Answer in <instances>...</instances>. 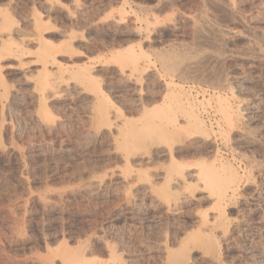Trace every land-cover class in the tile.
I'll return each mask as SVG.
<instances>
[{
    "label": "rangeland",
    "instance_id": "rangeland-1",
    "mask_svg": "<svg viewBox=\"0 0 264 264\" xmlns=\"http://www.w3.org/2000/svg\"><path fill=\"white\" fill-rule=\"evenodd\" d=\"M175 1L0 0V16L8 13L20 28V36L35 38L27 46L31 54L26 47L25 57H15L3 52L0 36V264H168L169 248L189 255L188 264H264V194L254 199L256 188L264 189V56L256 53L264 51V0H234L235 10L225 0ZM195 15L208 20L226 39L194 30L191 19ZM14 39L19 42V36ZM176 41L196 58L206 52L222 58L202 60L196 75L188 74L191 81L172 76L155 54L172 50ZM46 45L56 54L51 73L79 72L85 65L84 71L98 82L97 93L78 82L54 96L36 92L35 77L41 75L42 67L34 51ZM128 51L141 64L133 78L122 72L132 65L125 61ZM171 81L179 86H167ZM173 88L182 90L181 100H189L182 101L185 107L196 105L192 107L205 121L212 141L205 150L210 156L204 152L178 156L179 160L195 168L204 159L210 160V166L231 167L241 178L235 192L233 183L231 190H221L222 202L216 200L221 193L199 191L177 214L161 200L166 184L155 174L159 167L168 166L169 159L143 152L127 158L118 128L102 125L96 117L101 106H110L140 125L145 119L143 109L154 116L163 97L166 102L173 99ZM230 108L244 113L246 120L229 124L223 111ZM46 109L48 118L44 117ZM193 128L183 134L196 136ZM204 194H210L209 198ZM202 212L220 224L207 229L201 223ZM202 239H212L217 246L214 250L202 247ZM183 241L186 249L180 248ZM74 252L79 256L68 262L67 255Z\"/></svg>",
    "mask_w": 264,
    "mask_h": 264
},
{
    "label": "bare ground",
    "instance_id": "bare-ground-1",
    "mask_svg": "<svg viewBox=\"0 0 264 264\" xmlns=\"http://www.w3.org/2000/svg\"><path fill=\"white\" fill-rule=\"evenodd\" d=\"M48 1V0H47ZM127 1V0H126ZM177 1V0H176ZM175 1V2H176ZM236 1V0H235ZM50 3H56L57 0H49ZM60 2V1H59ZM226 2V5L231 9V10H235V4H234V0H225ZM216 3V2H215ZM60 4V3H59ZM158 4V3H157ZM168 4V3H167ZM222 4V3H221ZM169 5V4H168ZM198 5V4H197ZM220 5V4H218ZM48 7V6H47ZM59 7V6H58ZM127 7V6H126ZM130 7V5H129ZM237 8V7H236ZM44 9V8H43ZM200 9V8H199ZM205 9V8H204ZM238 9V8H237ZM170 10H173V9H170ZM178 10V9H177ZM176 10V11H177ZM196 10V9H195ZM194 10V11H195ZM5 11V10H4ZM45 11V10H44ZM124 11V10H123ZM132 11L134 12V10L132 9ZM174 11V10H173ZM7 12V11H6ZM118 12V11H117ZM146 12V11H145ZM161 12V11H160ZM170 12V11H169ZM175 12V11H174ZM191 12V11H190ZM241 12V11H240ZM34 13V12H33ZM137 13V12H136ZM8 14V13H7ZM7 14L3 15V16H0V28L2 33H1V37H2V42L4 44V51L3 52H6L7 54H13V56L15 55V57H18L16 56L17 54H20L23 55L22 57H25L24 54L27 52L26 51V47L31 43L34 44L35 42V38H32V37H28V36H20L22 34H20V28H18L16 26V24H14L15 22H13L14 20L10 19ZM32 14V13H31ZM30 14V15H31ZM54 14V13H53ZM105 14V13H104ZM107 14V13H106ZM109 14V13H108ZM107 14V15H108ZM126 14V13H125ZM128 14V13H127ZM168 14V13H167ZM190 14V13H189ZM114 15V14H113ZM183 15V14H182ZM199 15V14H198ZM197 15V16H198ZM49 16V15H47ZM46 16V17H47ZM150 16V15H149ZM178 16V15H177ZM185 16V15H184ZM195 15V18H192L191 21H192V24H193V27H194V30H198V32L200 31V33L202 32L201 30H206L207 31V37H209L212 32H213V35L214 37H218L220 38L221 40H225L226 38L221 35V34H217L212 28L213 27H210L212 25H209V21L204 19V18H199ZM243 16V15H242ZM102 17V16H101ZM172 17V16H171ZM174 17V16H173ZM182 17V16H181ZM170 18V17H168ZM102 19V18H101ZM152 19V17L150 18ZM178 19V17H177ZM185 19V18H184ZM237 19V18H236ZM45 20V19H44ZM137 20L139 21V19L137 18ZM136 20V21H137ZM153 20L156 22V25L158 23V20L157 18H154L153 17ZM152 20V21H153ZM172 20V19H171ZM176 20V19H175ZM179 20V19H178ZM213 20V19H212ZM33 21H36V19H33ZM174 21V20H173ZM184 21V20H183ZM47 22V21H46ZM45 22V23H46ZM119 22V21H118ZM117 22V24H118ZM141 22V21H140ZM240 22V21H239ZM150 23V22H149ZM185 23V21H184ZM243 23V22H242ZM249 23V22H248ZM32 24V22H31ZM47 24V23H46ZM151 24V23H150ZM148 24V25H150ZM161 24V23H160ZM212 24V22H211ZM245 24V23H243ZM159 25V24H158ZM157 25V26H158ZM162 25V24H161ZM174 25V24H172ZM31 26V25H30ZM135 26V25H134ZM160 26V25H159ZM49 27V26H48ZM149 28V26H147ZM152 27V25H151ZM257 27V26H256ZM47 28V27H46ZM130 28V27H129ZM141 28V27H140ZM139 28V30H140ZM163 28V27H162ZM170 28V27H169ZM174 28V27H172ZM250 28V27H249ZM118 29V28H117ZM135 29V28H134ZM142 29V28H141ZM215 29V28H214ZM37 30V29H36ZM167 30V29H166ZM258 30V29H257ZM125 31V29H124ZM155 31V30H154ZM182 31V30H181ZM191 31V30H190ZM203 31V32H204ZM233 31V30H232ZM249 31V30H248ZM252 31V30H251ZM261 32V31H260ZM134 33V32H133ZM160 33V32H159ZM249 33V32H248ZM192 34V33H191ZM203 34V33H202ZM226 34V33H225ZM149 35V34H148ZM193 35V34H192ZM204 35V36H205ZM14 36H19V42L16 41L17 43H15L14 41L16 39H14ZM182 36V35H181ZM201 36V35H200ZM203 36V35H202ZM231 36V35H230ZM236 36V35H235ZM191 37V36H190ZM193 37V36H192ZM198 37V36H197ZM212 37V35L210 36ZM227 37V35H226ZM146 38V37H145ZM153 38V36H152ZM199 38V37H198ZM197 38V39H198ZM228 38V37H227ZM262 38V37H261ZM39 39V38H38ZM154 39V38H153ZM172 39V38H170ZM207 39V38H205ZM45 40V39H43ZM182 40V39H181ZM186 40V39H185ZM202 40V38H201ZM200 40V41H201ZM229 40V39H228ZM70 40H68V43H69ZM165 41V40H164ZM178 41V40H177ZM175 42L173 44V47L172 50L170 49L169 51H159L157 52V54H155V56L157 55V59L161 62L162 66L164 67L165 71L166 72H169L170 74H172V76H177L179 78H182V79H186L187 80L190 78L192 79L193 74H194V71L196 69H198V67H200V62L204 59H208V61H210L209 59H215V60H218V59H221L222 58V55L221 54H218V53H215V52H206V53H202V56L201 58H196L194 56H192L190 54V52H187L183 49V44L182 42ZM215 41V40H214ZM231 41V40H230ZM43 42V41H42ZM71 42V41H70ZM193 42V41H192ZM197 42V41H196ZM209 42V41H208ZM220 42V41H219ZM218 42V43H219ZM48 43V41H46V44ZM52 42H50L49 45H51ZM67 45H69L70 47V43ZM72 43V42H71ZM164 43V42H163ZM199 43V42H198ZM32 44V45H33ZM62 44V43H61ZM170 44V43H169ZM200 44V43H199ZM207 44V43H206ZM29 45V47H30ZM39 45V43H38ZM53 45V43H52ZM212 45V44H211ZM215 45V44H213ZM223 45V44H222ZM54 46V45H53ZM56 46V45H55ZM73 46V45H72ZM132 46V45H131ZM172 46V45H171ZM187 46V45H186ZM194 46V45H193ZM199 46V45H198ZM29 47H27V49H29ZM41 47V46H40ZM154 47V46H153ZM201 47V46H200ZM248 47V46H247ZM39 48V46H38ZM56 48V47H55ZM166 48V47H165ZM202 48V47H201ZM217 48V47H216ZM256 48V47H255ZM142 50V48H140ZM204 49V48H203ZM213 49V47H212ZM258 49V48H257ZM37 48L35 49L34 52L37 53V56L36 58L38 60H36V62H39V65L41 63V69L42 71L40 72L41 69H39V73H41V75L39 77H35L37 79L36 81V89L35 91L36 92H41L44 94H48V95H56L57 92H59L60 90H63L64 87L66 88H69L71 82H78V84L84 86V87H90L92 89V93L93 91H95V93H97V83H96V80L94 79V77L91 75V73L89 71H84L83 68H85L84 66L82 67V70L79 71V72H67L66 70L64 71H59V72H55V73H51V71H49V68L51 67H54L56 66V59H55V55L53 53V50L48 46L46 45L45 47H42V49L37 52ZM117 50V49H116ZM120 50V49H118ZM127 50V49H126ZM215 50V49H214ZM255 50V49H254ZM263 50V48H262ZM261 49H258L256 51L257 55L258 56H264V51H262ZM132 51V50H131ZM140 51V50H139ZM251 51V50H250ZM2 52V50H1ZM29 52H30V49H29ZM28 52V53H29ZM33 52V51H32ZM130 52V51H128ZM146 52V50H145ZM203 52V51H202ZM224 52V51H223ZM222 52V53H223ZM234 52V51H233ZM5 53V56L7 55ZM27 53V54H28ZM139 53V52H138ZM143 55V52H141ZM239 53V52H238ZM31 54V52L29 53ZM255 54V53H254ZM137 55V54H136ZM4 56V57H5ZM19 56V59H21L22 57ZM27 56V55H26ZM29 56V55H28ZM145 56V55H143ZM143 56H140V57H143ZM253 56V55H252ZM122 57V56H121ZM124 57V56H123ZM126 57V56H125ZM138 57V56H137ZM137 57L135 56V54H132L130 52V55H128V57L125 59V61L129 60L128 62H132V65L131 67L127 70L125 69H122V72L127 74V76L129 78H133L135 76H138L137 74L139 73V71H141V68L139 65L140 62H138L137 60ZM139 57V58H140ZM18 59V58H17ZM124 59H120V64L121 63H124ZM148 59V58H147ZM224 59V58H223ZM226 59V58H225ZM35 61V60H34ZM146 61V59H145ZM149 62V60H148ZM211 62V61H210ZM35 63V62H34ZM62 62H60L61 64ZM116 63V62H115ZM150 63V62H149ZM216 63V62H215ZM20 64V63H19ZM59 64V63H58ZM59 64V65H60ZM152 64V63H151ZM154 64V63H153ZM152 64V65H153ZM203 64V62H202ZM27 64L23 65V66H26ZM57 65V66H59ZM160 65V64H159ZM205 65V64H204ZM218 65V64H217ZM212 66V65H211ZM61 67V65H60ZM143 67V66H142ZM150 67V66H149ZM123 68V67H122ZM151 69V68H150ZM200 69V68H199ZM148 68H144V71L147 72ZM215 70V68H214ZM57 71V70H56ZM143 71V70H142ZM153 71V70H152ZM164 71V72H165ZM29 72V71H28ZM54 72V70H53ZM121 72V73H122ZM192 72V77L189 76L188 74H190ZM210 72V71H209ZM209 72H208V75H209ZM23 73V72H22ZM158 73V72H157ZM168 73V74H169ZM211 73V72H210ZM214 73V72H213ZM24 74V73H23ZM38 74V73H37ZM144 74V73H142ZM167 74V75H168ZM169 74V75H170ZM146 75V74H145ZM144 75V76H145ZM24 76V75H23ZM153 76V74H152ZM188 76L190 78H188ZM25 77V76H24ZM33 77V76H31ZM170 77V76H169ZM202 77V76H201ZM207 77V76H206ZM206 77H205V80H206ZM218 77V76H217ZM124 78V77H123ZM155 78V77H154ZM178 78V79H179ZM196 78V77H195ZM212 78V77H211ZM28 79H31L30 77H28ZM173 79V78H172ZM176 79V78H175ZM204 79V78H203ZM216 79V77H215ZM212 80V79H211ZM167 81V80H166ZM191 81V80H190ZM193 81V80H192ZM215 81V80H214ZM4 82V81H3ZM152 82V81H151ZM2 83V81H1ZM204 83V82H203ZM213 83V82H212ZM148 84V83H147ZM208 84V83H206ZM224 84V83H223ZM1 85V84H0ZM34 85V84H33ZM130 85V84H129ZM134 85V84H133ZM231 85V84H230ZM72 86V85H71ZM167 86H174V87H177L179 86L178 84L176 85L175 84V81H171L170 83L167 84ZM227 86V85H225ZM229 86V84H228ZM10 87V86H9ZM133 87V86H132ZM158 87V86H157ZM221 87V86H220ZM65 88V89H66ZM85 88V89H87ZM99 88H100V85H99ZM138 88V87H137ZM179 88V87H178ZM223 88V87H222ZM81 90V89H80ZM88 90V89H87ZM176 90V89H175ZM191 90V89H190ZM67 91V90H66ZM158 91V90H157ZM214 91V90H213ZM14 92V91H13ZM38 92V93H39ZM137 92V91H136ZM171 92V91H170ZM169 92V93H170ZM174 92V93H173ZM173 92H171V94L173 93V99L170 101V102H166L165 98L163 97L162 100H163V105H161L160 108V111L158 113H155L154 116L150 117L148 116L151 111L149 109H143V118L144 119V122L142 124H135V123H132V121L128 120V119H124L123 117H121L119 114H118V110H114L113 108H111L110 106H105V107H102L99 108L98 110H96L97 112V115L96 117L98 118V121H100V123L102 125H115V127L118 128V133L120 135V137H122V150H124L125 152V155L127 156V158L129 157H132V156H135L140 154L141 152L143 153H150L152 155V157L154 156H163V157H166L169 159V163H167V167H159V169L157 170L156 168V176H158L160 179H162L161 181L165 182L166 184V187L165 189L161 192V200L163 198V201H164V204L166 205V207L175 212V214L179 213L178 210L181 209L182 205L185 203V202H188L192 199H196V193L199 192V191H206V190H209L210 192L209 193H221V190L224 191V189H230V184L233 183V191L235 192L237 190V186H238V183H240L239 179L241 178H238L237 174H236V171H232V168L229 169L227 166L223 165L221 166L220 168H216V167H213V166H210L209 163L210 160H209V163H207L208 160H205L204 159V162H202L203 164H201L202 166L199 168H195L194 166H192L191 164L189 163H185L183 160H179L178 156H189L190 154H195L194 156L198 155H202L204 154L205 150L206 149H209L208 147H210L212 145V141L211 139L209 138L210 134L208 133V131L206 130L205 126H204V123L205 121L201 120L197 114H196V109L194 110L193 107H195L194 105L191 106V108H187L185 107V105L183 104L184 101L186 102L187 98H185L186 100H181L182 98V95H181V92H177V91H174V88H173ZM184 92V91H183ZM60 93V92H59ZM74 93V92H73ZM101 93V92H100ZM103 93V92H102ZM101 93V94H102ZM153 93V92H152ZM158 93V92H157ZM161 93V92H160ZM168 93V94H169ZM218 93V92H217ZM9 94V93H7ZM40 94V93H39ZM65 94V93H64ZM167 94V92L164 94V96ZM183 94V93H182ZM214 94V93H213ZM43 95L41 97H43ZM58 95V94H57ZM61 95V94H60ZM98 95V94H96ZM104 95V93H103ZM186 95V94H184ZM40 96V95H39ZM64 96V95H63ZM151 96V95H150ZM167 96V95H166ZM197 96V95H196ZM204 96V95H202ZM210 96V95H209ZM218 96V94H217ZM3 98H5V96H2ZM8 97V96H7ZM45 97V96H44ZM158 97V96H157ZM12 98V97H11ZM106 98V97H104ZM100 100V103L102 102V100ZM161 98V97H160ZM172 98V97H171ZM201 98V97H200ZM2 99V98H1ZM6 99V98H5ZM45 99V98H44ZM97 99V98H96ZM217 101H218V98H216ZM48 100V99H47ZM69 100V99H68ZM92 100V99H90ZM154 100V99H153ZM207 100V99H206ZM209 100V99H208ZM220 100V99H219ZM222 100V99H221ZM220 100V101H221ZM105 101V100H104ZM183 101V103H182ZM189 101V100H187ZM200 101V100H199ZM219 101V102H220ZM223 101V100H222ZM90 102V101H89ZM99 102V101H98ZM151 102V101H150ZM209 102V101H207ZM104 103V102H103ZM147 103V102H146ZM190 103V102H189ZM244 103V102H243ZM3 104V103H2ZM46 104V103H45ZM99 104V103H98ZM97 104V106H98ZM150 104V103H149ZM195 104V103H194ZM202 104V102H201ZM220 104H223V103H220ZM95 105V104H94ZM152 105V104H151ZM160 105V104H159ZM189 105V104H188ZM191 105V104H190ZM204 105V104H203ZM228 105V104H227ZM226 105V106H227ZM231 105V104H230ZM104 106V105H103ZM113 106V105H112ZM187 106V105H186ZM209 106V105H208ZM221 106V105H220ZM40 107V106H39ZM46 107V106H45ZM96 107V106H95ZM151 107V106H150ZM228 107V106H227ZM142 108V107H141ZM152 108V107H151ZM197 108V107H196ZM97 109V108H96ZM118 109V108H116ZM212 109V108H211ZM47 110V109H46ZM153 110V109H152ZM239 110V109H238ZM139 111V110H138ZM45 114H44V117L45 118H48V113H49V110L47 111H44ZM140 112V111H139ZM222 112V110L220 111ZM224 117L229 121L228 123L230 124V121H238V122H243L244 119L246 120V116H244L243 114L244 113H241V111H237V110H232V108L230 109H225L224 111ZM199 113V111H198ZM206 113V112H205ZM213 113V112H212ZM43 114V113H42ZM200 114V113H199ZM147 116V117H146ZM248 117V116H247ZM51 118V117H49ZM202 118V117H201ZM224 118V119H225ZM134 119V117H133ZM226 120V121H227ZM50 121V120H49ZM140 121V120H139ZM217 123V122H216ZM227 123V124H228ZM219 124V123H217ZM240 124V123H239ZM238 124V125H239ZM234 125V124H233ZM110 126V128H111ZM190 126H193L194 130L198 133L196 136H192V135H184L183 134V131L187 128H189ZM220 126V125H219ZM113 127V126H112ZM244 127V126H243ZM60 129V128H59ZM93 130V129H92ZM108 130V129H107ZM237 130V128H236ZM117 132V131H116ZM216 133V132H215ZM244 133V132H243ZM107 134V133H106ZM187 134V133H186ZM189 134V133H188ZM108 135V134H107ZM101 136V135H100ZM116 136V135H115ZM240 136V135H239ZM244 136V135H243ZM242 136V137H243ZM118 140V139H117ZM114 142L116 141L115 139L113 140ZM119 141V140H118ZM241 141V140H240ZM155 146L159 149H152V148H155ZM118 147H119V143H118ZM214 147V146H213ZM121 148V146L119 147V149ZM212 148V147H211ZM210 148V149H211ZM213 149V148H212ZM121 150V149H120ZM216 150V149H214ZM213 150V151H214ZM209 151V150H208ZM206 153V152H205ZM216 153V152H215ZM219 153V152H218ZM222 153V152H221ZM142 154V153H141ZM140 154V155H141ZM207 156H210L209 154L211 153H206ZM217 154V153H216ZM213 155V153H212ZM149 156V155H148ZM147 156V157H148ZM192 156V155H191ZM217 156V155H215ZM141 157V156H140ZM144 157V156H143ZM142 158V157H141ZM165 158V159H166ZM182 158V157H180ZM185 158V157H184ZM189 158V157H188ZM196 158V157H195ZM211 157H209L210 159ZM130 159V158H129ZM133 159H136V158H133ZM215 159V157H213V160ZM221 159V158H219ZM128 161V159H126ZM142 160V159H141ZM147 159H145L146 161ZM185 160H189V159H185ZM222 160V159H221ZM140 161V159H139ZM144 161V160H142ZM144 161V162H145ZM149 161V160H148ZM154 161V160H153ZM152 161V162H153ZM141 162V161H140ZM216 162V161H215ZM222 162V161H221ZM230 162V161H229ZM129 163V162H128ZM138 163V162H137ZM193 163V161H192ZM196 163V162H195ZM213 165H214V162H213ZM219 165V164H218ZM232 165V164H231ZM229 166V164H228ZM256 167V166H255ZM158 168V167H157ZM133 169V168H131ZM143 170V168H141ZM138 170V172H141L142 170ZM127 170V169H125ZM144 171V170H143ZM256 171V170H255ZM143 173V172H141ZM146 174H147V171H146ZM141 175V174H140ZM149 176V175H148ZM152 176V175H151ZM133 177V176H132ZM145 177V176H144ZM147 177V176H146ZM126 178V177H125ZM150 178V177H149ZM157 178V177H156ZM157 178V179H159ZM141 180V178H139ZM156 179V180H157ZM159 179V180H160ZM123 180V179H122ZM250 180V179H249ZM132 181V180H131ZM148 181V180H147ZM158 182V181H157ZM103 183V182H102ZM123 183V182H122ZM126 183H129L128 180ZM152 183V182H151ZM150 183V184H151ZM159 183V182H158ZM156 184V183H155ZM152 185V184H151ZM154 185V184H153ZM180 186L182 189L181 190H177L175 189V187H178ZM232 187V186H231ZM148 188V187H146ZM164 188V187H163ZM153 189V188H152ZM162 189V188H161ZM137 190V189H136ZM225 190V191H226ZM231 190V189H230ZM150 191V190H149ZM161 191V190H159ZM220 191V192H219ZM255 200H259V198L264 194V189H261L260 188H256L255 190ZM155 193V191H154ZM207 193V192H206ZM198 194V193H197ZM201 194V193H200ZM151 195V194H150ZM199 195V194H198ZM205 195V194H204ZM222 195V193L218 196L216 199L217 201H219L221 198L220 196ZM201 196V195H200ZM206 196V195H205ZM210 194H207V196L205 197L207 199V197L209 198ZM225 197V195H223ZM213 197V196H212ZM223 197V198H224ZM199 198V196H198ZM197 198V199H198ZM202 198V197H201ZM200 198V199H201ZM204 198V197H203ZM215 198V197H214ZM213 198V199H214ZM232 198V197H231ZM211 199V197H210ZM235 199V197H234ZM203 200V199H202ZM262 200V199H261ZM162 201V202H163ZM221 201V200H220ZM264 201V200H263ZM193 202V201H192ZM222 202V201H221ZM49 203V202H48ZM189 203V202H188ZM215 203V202H214ZM262 203V202H261ZM217 204V203H216ZM219 204V203H218ZM226 204V203H225ZM233 205V204H232ZM235 205V204H234ZM185 206V204H184ZM212 206V205H211ZM208 208V207H207ZM218 208V207H217ZM256 208V207H255ZM197 209V208H196ZM206 209V208H205ZM220 210V209H219ZM225 210V209H224ZM168 211V210H167ZM213 211V210H212ZM182 212V211H181ZM217 212H218V209H217ZM172 213V212H171ZM220 213V212H219ZM203 215H200V219H201V223L202 225H204L205 227L208 228H214L216 227L215 224L217 222H213L211 220L208 219V213H207V216H205V213L202 212ZM215 215V214H214ZM218 215V214H217ZM219 216V215H218ZM218 216H215V217H218ZM172 217V216H171ZM210 217V216H209ZM212 217V216H211ZM220 217V216H219ZM222 217V216H221ZM220 217V219H221ZM177 219V218H176ZM199 219V220H200ZM218 219V218H217ZM223 220V218H222ZM180 221V220H179ZM197 221V219H196ZM220 221V220H219ZM218 221V222H219ZM200 223V222H199ZM217 224H220V223H217ZM216 224V225H217ZM197 225V224H196ZM229 225V224H228ZM227 225V226H228ZM218 228V227H217ZM222 228V227H221ZM227 228V227H226ZM187 229V228H186ZM193 229V228H192ZM191 229V230H192ZM213 230V229H212ZM215 230V229H214ZM217 230V229H216ZM183 231V229H182ZM187 231V230H186ZM197 231V230H196ZM207 231V230H206ZM251 231V230H249ZM185 232V231H184ZM204 233V232H203ZM207 233V232H205ZM219 233V232H218ZM230 233V232H229ZM244 233V232H243ZM183 235V234H182ZM189 235V234H187ZM191 236V235H190ZM194 236V235H192ZM198 236V235H196ZM200 236V234H199ZM203 236V234H202ZM242 236V235H241ZM225 237V236H224ZM185 238V237H184ZM187 238V237H186ZM215 238V237H214ZM190 239V237H189ZM192 239V238H191ZM189 240V241H192V240ZM218 240V239H217ZM173 241V239H172ZM187 241V239L185 240ZM185 241L182 242V246L180 248H183L184 246H186V244L184 245V243H186ZM198 242L199 239H198ZM177 243V242H176ZM193 243V241H192ZM202 247L203 246H208L207 248H211L212 250H214V248L217 246L216 245V241L212 240V239H208V240H205L203 242V239H202ZM175 244V243H174ZM193 245V244H192ZM164 246V245H163ZM200 246V247H201ZM187 247V246H186ZM194 247V246H192ZM199 247V248H200ZM205 247V248H206ZM253 247V245H252ZM179 248V249H180ZM195 248V247H194ZM206 248V250H207ZM178 249V250H179ZM183 249H186V248H183ZM182 249V250H183ZM191 249V246L190 248ZM187 250L189 252H187L188 254L190 253V250ZM193 249V248H192ZM79 251V250H77ZM208 252V251H207ZM203 253L204 254H207ZM212 252L214 251H211L210 253L212 254ZM75 253V252H74ZM81 253V252H80ZM79 253V254H80ZM167 253H168V256H169V263L168 264H188V260H190L188 257L189 255L186 257L185 254L183 253H180L178 251V253L173 250V249H168L167 250ZM180 253V254H179ZM77 254H73V253H70L69 255H67V261L68 262H73L75 260ZM166 256V254H165ZM202 259V258H201ZM217 259V257L215 258ZM49 260V259H47ZM83 260V259H82ZM205 260V259H204ZM87 261V260H86ZM218 261V260H217ZM164 263V262H163ZM223 264V263H222Z\"/></svg>",
    "mask_w": 264,
    "mask_h": 264
}]
</instances>
